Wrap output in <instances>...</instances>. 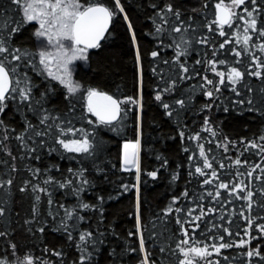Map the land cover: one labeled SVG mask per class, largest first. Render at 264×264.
<instances>
[{
	"label": "trees",
	"instance_id": "1",
	"mask_svg": "<svg viewBox=\"0 0 264 264\" xmlns=\"http://www.w3.org/2000/svg\"><path fill=\"white\" fill-rule=\"evenodd\" d=\"M79 2L114 15L99 46L73 58L54 48L51 25L38 36L39 19L0 0L12 82L0 112V264H264V0H223L231 26L216 21L221 0ZM89 90L121 101L116 123L89 114ZM60 139H87L88 152ZM136 141L139 180L121 163Z\"/></svg>",
	"mask_w": 264,
	"mask_h": 264
},
{
	"label": "snow or ice",
	"instance_id": "2",
	"mask_svg": "<svg viewBox=\"0 0 264 264\" xmlns=\"http://www.w3.org/2000/svg\"><path fill=\"white\" fill-rule=\"evenodd\" d=\"M246 0H232V4L236 6H240L245 4ZM14 3L20 5L23 8L24 16L28 21H33L39 19L40 28L43 31H38L36 34L38 36H44L47 32L45 29V25L49 24L51 26H57V32L54 33L58 37V39H68L73 41V43L77 46L83 45V48H74L73 51V58H75V53L83 54L86 49L88 48H95L99 46V41L103 38L105 31L107 30L108 23L110 22L114 12L107 7L103 6H83L79 0H14ZM252 3H255V0H252ZM37 4H39V10H37ZM117 6H119V0H117ZM217 9L221 12H227L223 5V0L221 3L216 5ZM171 11V8L169 7ZM123 11V9H121ZM247 11V9H245ZM231 15L228 13L225 16L221 17V23H228L230 25V21L228 16ZM248 15L251 16L252 13L249 11ZM40 17H44V19H40ZM250 28L256 30V22L253 20L249 25ZM175 31L179 32L180 29L176 28ZM15 31V29H14ZM248 29H245L247 32ZM224 35V32L220 33ZM261 36H264V31H260L259 33ZM51 40V36L49 37ZM251 37L246 36L244 39V44L247 45ZM223 46V45H222ZM7 49L0 43V53L6 52ZM261 51H264V44L261 45ZM237 56L240 55L239 52L235 53ZM139 55V54H138ZM152 55L155 57L157 55L156 52H153ZM181 53H177L179 57ZM41 63L45 62L47 58V54L45 52L40 53ZM19 59V57H15ZM81 58H84L83 56ZM223 63V62H221ZM214 70V68H213ZM14 71V69H13ZM184 72H187V68H183ZM218 76H220V83H224L225 76L224 73L217 72ZM256 76H260L259 72L254 73ZM242 79V73L235 68L231 69L230 73L227 76V80L232 85H236ZM8 71H6L5 66L3 63H0V112L3 111L4 104L6 97V92L8 91ZM62 83H65L68 87L69 92H75L78 90L79 85H73L71 80L65 81L61 79ZM207 83L211 84V80H207ZM219 90V89H217ZM235 91V88L233 89ZM239 94V93H237ZM209 97L212 96V92L209 91L207 93ZM88 97V111L93 115L97 116L102 122L111 123L119 116L121 111L120 104L121 101L117 99H113L112 96L105 95L103 93L97 92L95 90H89L87 93ZM27 96H24V99H27ZM157 100H161V96L157 94ZM178 103L183 104V101H178ZM165 108H168V104L163 105ZM171 114V113H169ZM46 119V118H45ZM43 122V121H42ZM67 131L71 132V129ZM66 134L65 131L61 130V135ZM74 134V133H73ZM63 147L69 152H88V140L84 139L83 141L80 140H71L70 142H65L63 139L58 141ZM124 164L127 165H134L137 171V180H139V141L135 143H125L124 144ZM255 147V145H253ZM201 155H203V150L201 151ZM239 164L240 161H237ZM205 168L211 167V165L205 160L204 164ZM125 170H130L128 167ZM197 172H201L200 168L196 169ZM203 174V173H202ZM153 178H155V173H149ZM215 176V173H213ZM87 181H85L86 183ZM10 183V181H9ZM63 186V185H62ZM223 187H227V185H222ZM128 186L125 185V188ZM242 190V189H241ZM251 193L248 194L249 199L251 198ZM85 208L88 207L87 204L84 205ZM2 211H0V215H2ZM261 230H264V225L261 226ZM90 235V234H87ZM187 235V233H185ZM221 239H223L221 237ZM80 240L82 242L86 241V236L81 235ZM183 243L187 244L188 241L185 240ZM243 243V242H242ZM230 244H221L220 248L230 247ZM141 248L143 249V239H141ZM184 252V255L187 256L188 252L181 249ZM192 252L196 253L197 255H202V251L206 252L207 249L198 250L196 248L191 249ZM219 248H217V252ZM259 255V253H256ZM249 256H252L253 253L249 252ZM84 257L81 258V264H83ZM27 264H33L31 259L28 260ZM184 264H191V261H186Z\"/></svg>",
	"mask_w": 264,
	"mask_h": 264
},
{
	"label": "water",
	"instance_id": "3",
	"mask_svg": "<svg viewBox=\"0 0 264 264\" xmlns=\"http://www.w3.org/2000/svg\"><path fill=\"white\" fill-rule=\"evenodd\" d=\"M93 6H96V5H93ZM99 6H102V5H99ZM103 7H105V6H103ZM225 9H226V8H225ZM226 10H227V9H226ZM228 13H230L228 10H227V12L225 13V12H221V11L218 10L217 7H216V21H217V23H218L219 25H221V26H226V25L228 24V23H221V17L227 15ZM228 18H229V20H230V15L228 16ZM110 24H111V20H110V22L108 23V27H107V30H106L105 33H104L103 38L105 37L107 31L109 30ZM103 38L99 41V44L102 42ZM78 47L83 48L84 46H83V45H79ZM95 48H97V47H95ZM95 48H88V49H86V50H92V49H95ZM6 71H7V70H6ZM8 78H9V82H8V91H7L6 94H5L6 97L8 96V94L10 93L11 88H12V82H11V78H10L9 73H8ZM100 93H102V92H100ZM103 94H105V93H103ZM105 95H107V94H105ZM113 99H115V98H113ZM85 105H86V109L88 110V97H86V99H85ZM120 108H121V105H120ZM88 112H89V111H88ZM89 114H90L95 120L99 121L100 123H102V124H106V125H110V124H114V123H116V122L119 120V118H120V114H121V111H120L119 116L117 117V119H115V120L112 121L111 123L102 122L97 116L93 115V114L90 113V112H89ZM121 163H122V166H123L124 168L128 167L129 169H132V168L134 167V165H131V164H130V165H127V166L124 164V148L122 149Z\"/></svg>",
	"mask_w": 264,
	"mask_h": 264
},
{
	"label": "rangeland",
	"instance_id": "4",
	"mask_svg": "<svg viewBox=\"0 0 264 264\" xmlns=\"http://www.w3.org/2000/svg\"><path fill=\"white\" fill-rule=\"evenodd\" d=\"M228 11L232 12L233 11V7H229V6H224ZM49 28L52 30V33H56L57 32V26H49ZM46 30H49L48 27L46 26L45 27ZM56 36V35H54ZM57 37V36H56ZM56 40H58V37L56 38ZM54 45V48H58V52L61 56H67L69 54H71L73 56V51L72 49L75 48V44L73 43V41L71 40H68V39H62L60 38V41H57L56 43L53 44ZM48 47V44H46V42H43V43H40V47ZM64 53V55L62 54ZM81 53H75V58L79 57ZM139 105V104H138ZM124 148V147H123ZM139 154V152H138ZM132 170L136 171V168L135 166L132 168ZM137 172V171H136ZM137 216V214H136ZM137 237H138V242H139V245H140V248H141V241H140V237L139 235L137 234ZM142 253H143V256L145 257V254H144V249H142ZM146 262V261H145Z\"/></svg>",
	"mask_w": 264,
	"mask_h": 264
}]
</instances>
